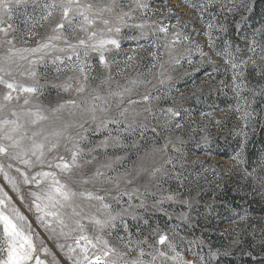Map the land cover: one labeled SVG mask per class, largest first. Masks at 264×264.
I'll use <instances>...</instances> for the list:
<instances>
[{
    "label": "snow or ice",
    "instance_id": "1",
    "mask_svg": "<svg viewBox=\"0 0 264 264\" xmlns=\"http://www.w3.org/2000/svg\"><path fill=\"white\" fill-rule=\"evenodd\" d=\"M170 3L0 0V264H222L264 254V218L253 227L244 211L224 221L237 225L220 233L233 237L226 243L196 234L220 213L202 204L208 169L186 145L207 143L209 124L223 130L225 121H196L187 107L196 92L177 87L212 65L198 91L231 94L230 134L241 137L226 175L244 165L246 195L264 198V157L253 164L244 151L264 113V26L244 27L255 0Z\"/></svg>",
    "mask_w": 264,
    "mask_h": 264
},
{
    "label": "rangeland",
    "instance_id": "2",
    "mask_svg": "<svg viewBox=\"0 0 264 264\" xmlns=\"http://www.w3.org/2000/svg\"><path fill=\"white\" fill-rule=\"evenodd\" d=\"M181 0H171L168 5L163 7L176 8ZM159 7V5H158ZM177 12L183 13V8H177ZM249 18L247 24L244 25L247 32H251L256 28L264 26V0H255L253 12L248 14ZM239 21V17L235 18ZM228 24H232V18L228 20ZM201 27H203L201 25ZM229 38L233 41L238 40V36L233 27L229 28ZM201 42L207 38L204 36L197 37ZM217 63L220 62V58H216ZM212 65L199 66L198 70L190 71L189 74L177 81V87L186 95L196 92V95L189 96L187 107L193 115V118L198 122L211 121L213 119H220L225 121V127L223 130H219L214 124H209L211 135L207 143L199 140H191L186 145V151L190 152L191 160H200L205 162V167L208 169L203 175L207 177V182L201 180L204 185V192L201 195L202 204H212L220 213L216 216V213H212L205 220L200 223V229L197 231V235L203 230L205 236H210L214 244L219 246L226 243L233 237L220 233L232 232L237 228V225L225 223L224 221L231 217L233 210L244 211L248 214L249 222L253 227L257 226L262 218H264V198L259 195H246L251 190L247 187V182L241 179L242 173L240 167L234 169L231 175H226L233 168L236 163L231 157L236 151L239 150V141L241 137L232 135L230 132L233 130L235 123V115L232 113L231 106L233 100L231 94L224 95L213 91L211 95H201L198 89L204 84L207 77L204 76L206 71H211ZM217 80L220 79L221 73H214ZM255 83V81H254ZM259 112V104L256 106ZM201 112H211V117H202ZM191 123V121H189ZM245 156L250 163H255L261 157H264V113H260V118L256 122L254 132H250L249 140L245 147ZM199 166H197L198 168ZM212 169H216L213 173ZM220 182L221 189L213 193L212 188L216 181ZM0 178V183H2ZM242 197H244L242 199ZM227 206V211H225ZM203 211V208L201 209ZM251 241L250 236L245 237V246ZM54 252L57 249L49 242L48 245ZM188 259H195L192 256H188ZM264 260V254L250 258L239 253L232 258H222V264H260Z\"/></svg>",
    "mask_w": 264,
    "mask_h": 264
}]
</instances>
